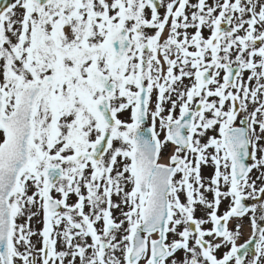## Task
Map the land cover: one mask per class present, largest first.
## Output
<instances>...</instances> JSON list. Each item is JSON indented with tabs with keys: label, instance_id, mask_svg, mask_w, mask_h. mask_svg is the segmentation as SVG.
I'll use <instances>...</instances> for the list:
<instances>
[{
	"label": "snow or ice",
	"instance_id": "obj_1",
	"mask_svg": "<svg viewBox=\"0 0 264 264\" xmlns=\"http://www.w3.org/2000/svg\"><path fill=\"white\" fill-rule=\"evenodd\" d=\"M0 264H264V0H0Z\"/></svg>",
	"mask_w": 264,
	"mask_h": 264
}]
</instances>
